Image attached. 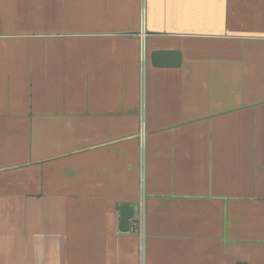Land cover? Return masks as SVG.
Wrapping results in <instances>:
<instances>
[{
  "label": "crops",
  "instance_id": "0c3cea01",
  "mask_svg": "<svg viewBox=\"0 0 264 264\" xmlns=\"http://www.w3.org/2000/svg\"><path fill=\"white\" fill-rule=\"evenodd\" d=\"M0 264H264V0H0Z\"/></svg>",
  "mask_w": 264,
  "mask_h": 264
},
{
  "label": "water",
  "instance_id": "95a60500",
  "mask_svg": "<svg viewBox=\"0 0 264 264\" xmlns=\"http://www.w3.org/2000/svg\"><path fill=\"white\" fill-rule=\"evenodd\" d=\"M154 63L157 65H179L181 54L176 51H161L153 55ZM135 217V208L125 205L121 207V229L129 231L131 221Z\"/></svg>",
  "mask_w": 264,
  "mask_h": 264
},
{
  "label": "built area",
  "instance_id": "2783aa9c",
  "mask_svg": "<svg viewBox=\"0 0 264 264\" xmlns=\"http://www.w3.org/2000/svg\"><path fill=\"white\" fill-rule=\"evenodd\" d=\"M143 60L145 61V56H143ZM144 153H145V150L143 151V170H142V174L144 175ZM142 185H143V188H144V179L142 181ZM135 219H136V222L137 224L139 225V228L141 230L142 233H144V225H145V204H144V201L142 200L141 203H140V206H139V210L138 212L135 214Z\"/></svg>",
  "mask_w": 264,
  "mask_h": 264
}]
</instances>
